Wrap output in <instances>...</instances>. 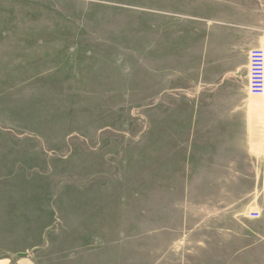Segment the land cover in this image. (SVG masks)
Returning <instances> with one entry per match:
<instances>
[{
    "label": "rangeland",
    "instance_id": "1",
    "mask_svg": "<svg viewBox=\"0 0 264 264\" xmlns=\"http://www.w3.org/2000/svg\"><path fill=\"white\" fill-rule=\"evenodd\" d=\"M137 3L0 0V203L43 204L46 197L29 190L40 194L45 189L56 191L48 196L56 210L71 204L65 213H57L66 239L53 246L63 264H72L73 254L80 257L77 264H93L81 259L89 252L96 254L95 264H210L205 256L211 252L201 253L215 251L216 245L201 237L214 236L226 219L240 221L238 234L229 230L237 235L226 252L237 253L238 264H264V164L240 165L252 177L240 180L238 196L180 201L181 217H171V228L154 219V189L168 186L161 174L168 125L183 123V117L169 113V102L173 106L177 101L139 98L144 94L136 93L141 80L131 67L135 60H124L131 66L122 68L128 73L122 84L103 83V74L111 80L116 69L98 68L104 63L105 15L121 10L133 15V22L146 24L139 16L145 7ZM257 8L258 24L264 19V0ZM59 29L78 33L72 58L49 44L48 33ZM40 40L45 45L36 42ZM107 90L113 93L105 94ZM248 97L251 148L241 152L263 156L264 96ZM170 140L175 144L174 137ZM174 144L173 158L178 149ZM155 147L159 163L153 158ZM254 212L260 213L258 219Z\"/></svg>",
    "mask_w": 264,
    "mask_h": 264
},
{
    "label": "crops",
    "instance_id": "2",
    "mask_svg": "<svg viewBox=\"0 0 264 264\" xmlns=\"http://www.w3.org/2000/svg\"><path fill=\"white\" fill-rule=\"evenodd\" d=\"M137 2L145 7L139 16L146 20V24L133 22V15L121 10L113 9L114 16L105 15L104 63L98 68L116 69L111 80L108 79L110 74H103V83L122 84L128 74L122 68L131 66L124 60H135L131 67L137 70L141 80L136 84V93L144 94L139 98L177 101L173 106L169 102V113L183 117L184 122L168 125V139L166 146L163 145L161 159V174L166 177L168 186L154 189L153 199L154 219L159 217L165 226L171 228V217H181L178 202L199 201L206 196H215L209 198L213 201L238 196L240 180L252 177L241 172L240 165L264 164V155L252 157L241 152V149L251 148L248 60L252 49L260 48L261 44L264 46V19L257 24L255 15L257 3L261 0ZM48 34L52 35L49 44L55 52H67L66 58L69 59L72 52L78 51L74 47V42L78 41L77 32L59 29ZM63 36L70 37L63 39ZM36 42L45 45L42 40ZM108 51L114 54L108 56ZM85 59L89 61L90 55ZM171 137H174L175 144L171 143ZM172 144L178 148L175 158L170 152ZM159 151L156 147L153 149V158L158 163ZM173 180L176 188L172 187ZM185 180L188 182L182 186ZM35 190L29 192L39 195L42 200L46 197L45 203H0V264H63L53 246L66 239L63 220L59 222L57 213H65L71 204H62L60 210H56L57 207L48 200L49 192L55 190L41 189L42 193L33 194ZM79 208L77 205V218H80ZM83 208L90 210L86 206ZM56 217L57 223L54 224L53 218ZM226 220L218 226L214 236L201 237L203 242L216 245L215 251L201 253L211 252L205 256L206 261L211 260L210 264H221L216 261L223 260H236L232 264H238L237 260H240L238 255L234 256L237 253L225 250L236 238L240 221ZM233 229L237 234L230 231L229 235V230ZM203 242L198 240V243ZM81 259L95 264L97 257L89 252ZM71 260L72 264H77L80 257L73 254ZM65 264L69 263L65 261Z\"/></svg>",
    "mask_w": 264,
    "mask_h": 264
},
{
    "label": "built area",
    "instance_id": "3",
    "mask_svg": "<svg viewBox=\"0 0 264 264\" xmlns=\"http://www.w3.org/2000/svg\"><path fill=\"white\" fill-rule=\"evenodd\" d=\"M248 93L252 96H264V50L252 49L249 53ZM253 218L260 217L259 212Z\"/></svg>",
    "mask_w": 264,
    "mask_h": 264
}]
</instances>
